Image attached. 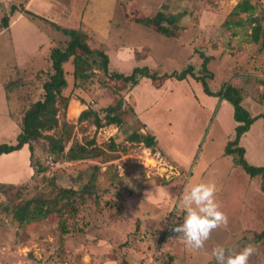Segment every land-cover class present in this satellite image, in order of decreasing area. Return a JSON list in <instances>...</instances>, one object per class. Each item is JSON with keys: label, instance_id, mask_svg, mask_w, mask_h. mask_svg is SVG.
<instances>
[{"label": "rangeland", "instance_id": "obj_1", "mask_svg": "<svg viewBox=\"0 0 264 264\" xmlns=\"http://www.w3.org/2000/svg\"><path fill=\"white\" fill-rule=\"evenodd\" d=\"M19 1L0 0V23L8 17L10 25L11 13L17 8L26 15L23 9L29 8ZM59 1L66 5L63 13L67 15L61 14L57 23L84 29L95 46L103 44L109 55L110 73L130 74L137 66H148L161 78L155 82L137 74L136 85L134 79L122 87L106 76L100 66H95L89 81L75 88L72 59L64 64L69 81L64 93L74 97L64 109L73 124L68 147L72 141L83 143L94 139V146L101 148V154L51 162L46 140L41 138L35 142V159L46 170L35 175L33 170L29 177L22 169L23 174L18 175L15 184L28 185L23 194L27 199L38 191L49 192L50 180L58 186L80 188L95 178V196L82 205L74 220L68 221V234L61 233L55 215L19 224L13 221L11 213L0 211V264H167L171 256V264H217L212 255L217 245L233 253L251 245L256 251L249 264H264L261 177L247 174L236 164L234 154H223L229 135L233 134L221 119L229 123L233 118L232 104L228 102L231 109L226 106L219 119L217 108L206 111L203 107L201 93L205 92L201 81L191 75L182 80L165 76L188 65L197 74H203L204 56H207L208 70L213 73L207 81L213 91L226 83H244L248 87L247 97L243 99L248 111L258 102L264 105V38L251 41L253 28L246 21H242V26L233 25L244 17L232 15L241 0H90L88 4L83 0V7L78 10V4L72 0ZM249 1L255 8L254 16H263L264 0ZM9 3L13 4L8 8ZM164 5L167 13L180 16L177 36L164 35L136 22L154 16ZM40 18L33 21L46 30L49 39L20 66L9 29L0 34V77L5 82L15 79L23 82L14 87L16 95L12 104L21 102L18 109L42 96L38 72L52 66L51 48L69 39L53 26L54 22ZM23 43L20 41V45ZM120 96L124 97L125 105L124 122L120 126L97 128L90 120H79L80 113L87 108L81 97L103 117V109L115 104ZM150 124L152 131L148 130ZM143 129L156 134V150L128 140L132 131L143 132ZM253 131L245 142V146L253 148V159L250 155L246 158L251 164L264 165V127L258 122ZM112 142L116 144L114 148ZM259 142L263 143L262 147ZM194 145L197 149L191 161L188 154ZM163 148L171 149L176 156L170 154L176 158ZM6 161L11 164L12 158ZM15 174L1 169L0 179L14 180ZM201 182L216 184V199L229 222L212 232L203 249L183 250L186 245L182 235L172 231L183 223L186 215L178 202L183 192ZM161 190L164 194L167 191L165 202L159 196ZM147 191L150 194L145 196ZM240 203H244L243 208Z\"/></svg>", "mask_w": 264, "mask_h": 264}, {"label": "trees", "instance_id": "obj_2", "mask_svg": "<svg viewBox=\"0 0 264 264\" xmlns=\"http://www.w3.org/2000/svg\"><path fill=\"white\" fill-rule=\"evenodd\" d=\"M166 5L162 6L154 16L136 19V22L142 23L146 27L162 33L167 36H177L179 33L177 22L180 16L165 11ZM254 5L249 0H241L237 3L232 11V15H243V19L233 22V25L242 26L243 22L252 26L253 31L250 35L251 41L259 42L260 38H264V15L254 16ZM31 20L40 18L39 15L29 9H23ZM264 12V8L262 9ZM42 19V18H40ZM134 19V18H133ZM9 23L8 17H4L0 23V27H7ZM53 26L62 31L69 37L65 44L53 46L49 53L51 59V67L48 70L41 69L40 82L42 88V96L34 100L29 105H22L19 109L17 105L10 104L11 117L21 127L17 140L15 142H0V155L21 149L28 144L30 149V164L34 170V175L45 171L46 168L42 162L35 159L36 146L35 142L43 138L46 140V151L48 157L52 156L55 161H75L88 157L99 156L101 148L94 146L95 140L91 139L87 142L72 141L73 124L66 117V109L69 102L74 98L72 95H66L64 89L68 88L69 81L66 77L67 73L64 64L72 59L74 66V87L78 88L82 84L89 81L95 66H100L106 76L115 83L124 87L126 82H131L137 74L148 77L155 82L161 78L157 71H151L148 66H137L133 68L130 74L122 72H109V55L105 46H95L90 40L87 32L80 28H68L53 23ZM209 57L204 56L203 74H197L192 65H188L182 70H174L166 73L167 78L184 79L187 75H191L201 81L203 90L208 95L220 96L229 101L234 109L235 120L239 123L235 128V136L229 140L225 146V153L234 154L235 162L241 165L245 171L251 176L261 177V191L264 193V165L251 164L245 157L246 149L240 145V139L243 134L250 130L251 125L264 115L253 116L248 109L242 104L243 95L241 90L232 83H226L218 91H213L207 81V77H212L213 73L208 70L207 63ZM138 78L133 81L136 85ZM22 80L15 79L5 83L9 99L13 101L14 87L21 86ZM81 83V85H80ZM111 86L109 83H105ZM117 92V89H113ZM80 101L87 106L80 115L79 120L87 121L95 125L97 128L115 124L120 126L124 122L123 110H125L124 97L120 96L115 104L105 107L104 116L101 117L100 112L91 108L90 103L85 102L81 97ZM16 109V110H15ZM19 110V112H18ZM133 111L135 112L134 108ZM62 114V120L60 115ZM143 124V123H142ZM54 130L53 133H49ZM58 130L60 132L55 134ZM128 140L136 143H144L151 150L158 147L157 137L152 132H141L139 130L132 131L128 135ZM116 144L112 142L111 148ZM50 154V155H49ZM33 175V176H34ZM95 178L80 188L58 186L55 181L50 180L49 192L38 191L31 198L25 199L24 192L28 189L26 183L15 184L12 182H0V211L11 213L12 219L19 224L28 222L38 217L56 216V222L59 225L62 234H68V221L75 219L80 208L89 198L95 196V188L97 187ZM261 234V233H260ZM262 235V234H261ZM260 235V236H261ZM61 242L63 239L61 237ZM172 256L167 264H171Z\"/></svg>", "mask_w": 264, "mask_h": 264}, {"label": "crops", "instance_id": "obj_3", "mask_svg": "<svg viewBox=\"0 0 264 264\" xmlns=\"http://www.w3.org/2000/svg\"><path fill=\"white\" fill-rule=\"evenodd\" d=\"M58 1L59 0H21L19 2L23 3L25 5V7L33 10L40 17L47 18L51 22H54L55 24L59 25L57 23L56 19H58V17L61 14L67 15V14L63 13V11H65V9H67V7L65 4H60L59 2H61V1H59V2ZM72 1H74L78 4L77 7L75 6L77 8V10L79 9L80 6L83 7L81 4V2H83V0H72ZM84 1H85L84 2L85 4L86 3L88 4L90 0H84ZM10 4H13V3H9L8 8H9ZM16 5H18V4L16 3ZM85 7H87V5ZM57 8H59L60 11H57ZM11 14H12V18H11L10 25H8L7 28L4 26H1L0 27V34L6 33V31L9 29V31H10L9 34H10V38H11V41L13 44L15 57L18 60L17 65L20 66L25 61L27 63V61H29V59L31 57H33L39 51L40 46L43 43L48 41L49 36H48L45 29H43L39 25H37L33 20H31L29 17H27L23 12H20L18 8L16 9V12L14 10ZM20 41L24 42L23 45H20ZM127 51H129V50H127ZM7 82H5L0 77V142H4V141L15 142L17 140L19 133L21 132V127L10 115V113H11L10 104L12 103L11 102L12 98L9 99L7 88L5 86V83H7ZM243 84L244 83H241L239 85L236 84V86L237 85L239 86V87L238 86L237 87L241 90L242 95H243V99H245L247 97V92L245 89H247L248 87L244 86ZM163 89L164 88H161L160 90L162 91ZM201 98L203 99V101H205V103H204L205 105H203V107H205L206 111H209L210 109L215 110V108H217L216 114L218 115L219 119H221L222 113L227 108L226 106H229L228 105L229 101H227L226 99L219 97V96H213V95H208L206 93H203V94L201 93ZM242 103H243V105L245 104L244 100L242 101ZM261 106L263 107V109L257 108V107H261ZM137 107H136V110L139 111V108H137ZM251 107L254 110V112L251 111L252 109L250 110V112L253 114V116H257L259 114L264 115V105L260 104V102L252 105ZM228 108L231 109L230 106ZM140 118H141V116H140ZM142 122L144 124H147L145 121H142ZM258 122H260L261 126L264 127V117H260L251 125L250 130L247 131L245 134H243L241 139H240V145L244 146L246 149L245 157L246 156L248 157L250 155V157L252 159H253V156H252V154H253L252 149L253 148H251V147L249 148L248 146H245V142L248 141V138L250 137V133L255 131V129L253 131V127L256 123L258 124ZM221 123H224L226 125L228 131L232 130L233 135H229V137H230L229 140H232L235 136V128L239 124L235 120L234 109H233V118L231 116L230 122L226 123V122L222 121V119H221ZM145 128L147 129V126ZM151 128L153 129L152 125L150 124V128H148V130H151ZM146 129H143V133L147 132ZM227 133H229V132H227ZM255 135H257V134H255ZM155 136H156V134H155ZM231 137H233V138H231ZM259 144H260V147L263 146L262 142H259ZM255 147H257V145ZM163 149L167 153L169 152L168 154L172 153L175 155V153L171 149H166V148H163ZM196 149H197V146L194 145V148L188 154V157L190 158L191 161L193 159H195L194 153H195ZM172 154H170V155L173 157L176 156V155L174 156ZM223 154L228 155V156L232 155V154L225 153V149L223 151ZM9 158H14V159H12L11 164L7 163L8 161H6V159H9ZM239 166H241V165H239ZM3 167L6 168V171H12L13 173L15 172L16 173L15 175L17 177L14 180L8 179L6 177H4V178L2 177L0 179V182L16 183L17 182L16 179L18 178V175L21 177L23 174L22 173L23 170L27 172L28 176L31 175L33 173V169H32L31 164H30L29 145L26 144L19 150L1 154L0 155V170L3 169V171H4L5 168H3ZM2 174H4V173H2ZM146 193L150 194L149 191H147ZM146 193H145V196H147ZM166 194H167V191L164 194L162 190L159 194V196L163 199L164 202L168 198V194L167 195ZM240 206H241L240 208H243L244 203H240ZM152 220H154V218L148 219L149 222H151ZM243 230H245V229H243ZM179 247L181 248V246H179ZM183 250H190V249L186 246H183Z\"/></svg>", "mask_w": 264, "mask_h": 264}, {"label": "clouds", "instance_id": "obj_4", "mask_svg": "<svg viewBox=\"0 0 264 264\" xmlns=\"http://www.w3.org/2000/svg\"><path fill=\"white\" fill-rule=\"evenodd\" d=\"M216 184L201 182L191 186L180 196L179 205L186 213L183 223L173 227L172 231L182 235L186 247L201 250L213 231L227 226L228 215L221 209L216 199ZM148 196V193H146ZM251 245L242 251L233 253L222 245L212 250L217 264H249L250 257L255 253Z\"/></svg>", "mask_w": 264, "mask_h": 264}, {"label": "built area", "instance_id": "obj_5", "mask_svg": "<svg viewBox=\"0 0 264 264\" xmlns=\"http://www.w3.org/2000/svg\"><path fill=\"white\" fill-rule=\"evenodd\" d=\"M50 161L53 162V158L52 157H50Z\"/></svg>", "mask_w": 264, "mask_h": 264}, {"label": "bare ground", "instance_id": "obj_6", "mask_svg": "<svg viewBox=\"0 0 264 264\" xmlns=\"http://www.w3.org/2000/svg\"><path fill=\"white\" fill-rule=\"evenodd\" d=\"M13 159V158H12Z\"/></svg>", "mask_w": 264, "mask_h": 264}]
</instances>
